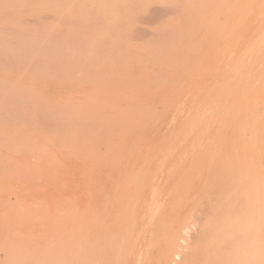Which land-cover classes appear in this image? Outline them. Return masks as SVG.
<instances>
[{
  "label": "bare ground",
  "instance_id": "6f19581e",
  "mask_svg": "<svg viewBox=\"0 0 264 264\" xmlns=\"http://www.w3.org/2000/svg\"><path fill=\"white\" fill-rule=\"evenodd\" d=\"M25 1L22 0L21 2ZM25 6L31 15H43L44 12L51 13L56 18L57 24L59 23L58 26L63 25L67 30L70 28L69 31L75 33L74 37L75 35L78 36L80 32L79 34L84 38L81 30H85L83 32L87 34L84 35L86 41L78 37L84 43L92 40L95 45L92 46L94 48L88 46L89 44H82L84 45L82 46V42L79 43L77 37L75 39L73 37V40L66 39L73 41L71 43H64L60 39L66 36L61 37L60 35L66 33L61 34L60 32L59 38L56 36L57 34H51L48 24L42 21L37 23L32 17L31 19L27 18L30 34L26 31L28 28L21 27L23 32L25 30V33L30 35L27 40L24 39V35L17 38L19 30L16 29V26L10 25L9 27L12 26L13 30H17L13 31L18 33L17 36V33L11 35L16 37L17 40L14 39V41L17 42L19 39L21 41V38L23 42L29 41V44L24 43L29 45V56L26 60L27 68L29 66L27 72L34 74L35 78L36 70L33 67L43 65L44 70L40 69L37 73H44L42 78L45 77L47 80L51 77L53 83H58L57 80L63 79L60 72L65 71L63 72L65 75L62 76L66 79L73 67H75L73 70L80 71L77 64L76 66L72 62L69 64L68 56L74 61L77 59H74L75 56L80 55L77 56L78 60L81 57L80 65L85 63V56L86 58L91 57L88 54L95 57L90 58L89 63L91 65L94 64L93 61H96L97 57L99 60L94 65L96 66V73L100 74L99 76H85L84 74L85 77L82 75L83 78L80 76L75 78L71 75V80L70 78L68 80L72 81L73 79V81L80 82L84 79L85 82H80L84 84L92 83L94 80L95 83L105 84V88L111 90L113 86L110 85L111 88H108L106 85L108 86L113 78H108V76L118 77L117 73L120 72L119 74L124 77V82H119L121 80L118 82L120 89H123L124 96L121 95L123 93L121 91H119L121 92L119 95L121 102L122 100L124 103L126 101L129 112L122 114L123 117L121 118L120 110L123 109L121 107L122 109L116 111L120 114L118 116L113 114V116L122 120L125 128L129 127L130 124L136 126L133 132L137 131L136 139L132 145L128 143L130 147L126 149L125 154L120 157H116L114 154L111 161L117 165L116 168L121 167L118 166L121 163L123 165L127 163L125 171H119L120 173L118 172L116 177L113 176V170L108 171L109 173L104 177V180L94 177L90 185L96 192L109 187L111 189V185L114 191L109 189L108 194L94 193L91 195L90 205L88 204L89 207L86 212L76 216L74 235L91 237L89 249L85 248L89 250L90 256L87 257L83 251L84 248L80 249L81 241L77 245L83 251V258H85L82 259L84 260L82 261L83 264L89 260V257L90 261L86 264H129L131 258L132 264H264V0H27L22 8ZM27 8L25 9L27 10ZM12 11L14 10L12 9ZM91 12L95 13L91 15L94 17L88 16ZM30 14L28 13V15ZM41 15L39 16L42 17ZM45 16H49V14ZM45 16L43 19L46 18ZM20 18L22 20V17ZM115 21H118L116 23L119 24L118 26L114 25ZM22 23L24 22L22 21ZM75 23L78 26H75ZM47 32L51 34V40L44 37L45 35L48 37ZM10 38L8 41L11 40ZM78 43L82 48L77 47ZM13 45L18 44L13 43ZM25 45L13 47L15 49L19 47L18 51H20L22 46L23 49L28 47ZM86 45L88 46L86 48L92 50L89 51L84 48ZM15 49H13V53H16L17 50L15 51ZM23 49L21 50L22 53L26 54ZM118 52H120V58ZM115 55L122 65L117 63V59L112 60V57H109ZM107 56L111 61L110 59L108 61ZM15 59H13L14 62H16ZM21 59L20 61L24 60ZM103 60L111 63L114 61L115 65H120L118 67L122 71L114 69L116 72L114 71L115 74H112L110 71L113 69H107L104 72L103 70L109 66L104 68ZM18 62L15 63V66ZM18 65L23 67L22 65L25 64ZM69 65L72 68H69ZM54 66L60 72L56 68L55 71ZM81 67V71L82 69L86 71L85 73L89 71L88 74H93L96 71L93 72L94 68L88 66H86L87 70L84 68L85 66ZM51 68L55 72L50 70ZM61 69L63 70L61 71ZM32 70L35 71L32 72ZM47 71L50 75L57 73L58 79L52 76L46 77L45 72ZM96 73L95 75H97ZM74 74L78 75L77 73ZM101 74L106 78L99 79ZM170 74L173 76L169 81V96L159 100V104L151 109L148 102L142 99V95L147 90L153 93L154 90L158 91L157 88L159 89L161 83L166 80L165 75ZM89 76L94 77L90 78ZM60 81V84L64 83L62 80ZM94 82L93 84H95ZM117 88L119 90V87ZM101 89L96 90L100 91ZM111 93L116 94L111 90L107 96L112 95ZM103 95L105 93H102ZM95 96L97 95L95 94L94 98ZM31 98L33 99V97ZM97 99L99 100L101 97L98 96ZM41 102L43 103V101ZM112 102L109 103L111 109L107 106L110 112L114 108H120V105L114 107ZM29 104L32 105L33 103L29 102ZM102 104L106 103L102 101ZM23 105L28 107L27 104ZM172 106L175 107V113L171 118V122L174 123L173 130L160 139L158 145L155 144L153 147L148 145L145 152L140 155L141 146L139 144L143 130L151 122L156 120L158 122ZM36 107L39 109V107L45 106ZM49 107L51 109L54 106ZM55 107L59 110L56 105ZM54 108L51 110L54 111ZM59 108L61 110L60 106ZM32 109L36 110L35 107ZM76 109L78 110V108ZM41 110L45 111L46 108ZM42 111L34 112L39 115ZM53 111L51 112L53 114L49 111L41 113L43 115H39V117L44 116V119L42 118L44 125L45 120L50 117L52 119L53 115L54 121L57 119L56 117L59 118L57 121L63 119V124L59 122L60 127L63 126L61 128L57 126L56 129H59V133L55 132V125L59 124L57 121H55L56 123L51 121L53 122L51 123L50 120H46L48 125L46 123L47 127H44L49 129L50 135L52 133L57 135L56 138L55 135L53 136L57 144L61 143L62 145L66 139L67 141L62 145L64 147L71 137L72 129L69 130V127L72 123L68 122L73 118V114L69 110L71 113L69 117H71L65 115L62 118L63 112L58 116L57 111ZM63 111L65 112L66 109ZM88 113L90 112L88 111ZM97 113L94 112L95 115ZM26 114L32 115V111L26 110ZM85 114L83 113V115ZM91 115H87V118L89 119ZM95 115L90 117L93 121ZM106 115L105 113L104 116ZM66 117L69 121L64 123ZM96 117L94 122L90 121L91 126H94V128L91 127L92 129L90 125L85 127V124H90V122L88 119H86V123L83 122L84 116H76L74 117L76 119H72V122L77 125L79 118V121L83 118V121L79 123H82L88 130L87 133L85 129L82 130L84 127L78 124V136H75L79 137L80 133L82 135L80 136L81 139L80 137L76 139L78 144L76 140H73V144L76 142L75 144L82 147L81 145L87 142L88 137L92 136L91 134L99 128L97 125L99 121ZM35 118L34 115L33 121H30L35 123L37 119H40L37 122L38 127L35 128L34 125L33 127L35 130L38 129L36 133L41 135L38 136L39 139L41 137L44 139L47 130L46 132L44 130L45 133L42 132L43 126H40L43 124L41 123L42 120ZM32 122H30L31 125ZM108 122H110V118L105 124H111L112 128L118 131L120 127L116 124L117 121L115 125L118 128L113 122ZM93 123L96 124L93 125ZM51 124H54V127ZM65 124L69 125V127L67 125L69 135L65 134ZM105 124L99 129L103 127L105 129L107 126ZM95 126L98 128L96 129ZM28 128L30 127L28 126ZM169 128L171 127L169 126ZM89 129L91 131L96 130L91 133ZM50 130H54V132H50ZM61 130L64 133H61ZM81 130L82 132H79ZM96 132L97 138L95 137L94 141L88 140V143H94L96 140L102 142L101 138L104 133L103 138L110 137L107 130H102L103 133ZM118 132L115 133L118 134ZM58 135L62 137V140L65 135L66 137L62 141ZM47 137L50 138V136ZM57 138L60 142L56 140ZM39 139H35L39 143L35 144L37 141L34 142L35 152L41 149L43 143ZM49 142L53 143L51 140ZM53 144L48 145L53 149L56 146ZM101 144L92 147L95 148L93 152L97 151L99 147H104ZM30 146L29 149L31 150L33 147L30 148ZM47 147L49 148V146ZM49 149H45L47 152L43 149L41 151L50 154L52 149L51 152ZM62 149L60 150L65 152L64 148ZM68 149L66 153L71 154V148ZM74 149L76 150L77 147H73L72 152L82 151L79 149L75 151ZM35 152H33L34 156ZM43 153L39 154L38 157L42 159ZM57 153H59L58 150ZM109 153L112 152L109 151ZM92 154L96 155V153ZM31 156H33L32 153ZM44 156L46 157V155ZM74 156L78 158V155ZM63 157L65 156L63 155ZM77 158L76 160L79 159ZM102 158L104 157L96 159L97 164L103 162ZM46 160L48 161V159ZM91 160L94 159L89 156V162ZM43 161L45 162L44 157ZM44 162L43 164L49 165V163ZM55 162L52 165L50 161V164L56 166L57 162L54 165ZM60 163L63 164V162ZM62 164L61 166H63ZM68 169L70 168L68 167ZM144 191H148L146 196ZM139 206L144 208L140 214L137 211ZM85 240L87 241V239ZM80 250L78 256L81 259L82 251Z\"/></svg>",
  "mask_w": 264,
  "mask_h": 264
},
{
  "label": "rangeland",
  "instance_id": "374dc122",
  "mask_svg": "<svg viewBox=\"0 0 264 264\" xmlns=\"http://www.w3.org/2000/svg\"><path fill=\"white\" fill-rule=\"evenodd\" d=\"M15 1L16 0H0V264H78V263L81 264V262L84 261L82 259H85V258H83L84 257L83 251H84V253H86L87 257L90 256V253L88 254V252H89L88 247H89V243H90L89 240L91 237L88 235H74V222H75L76 216L78 214L83 215L86 212V209L89 207L88 204L90 205L89 201L91 200V195H93L94 193L108 194L110 191H112V192L114 191V190H112L113 189L112 185H111V189L109 187L108 189H105V190L100 189L102 191H97V192L94 191L93 190L94 188H91L90 185H91L94 177H98V178L104 180V177H106V175L112 170L114 171L113 176H115V177L121 171H125V169L127 168V163H124L125 165H123V163L118 165V166L122 167V168L119 167L120 169L116 168L117 165H114L111 162L113 160V155L115 154L114 156H116V157L123 156L126 152V149H128V147H130L129 145H132L133 141L136 139L137 131L135 133H133L134 130L136 129V126L134 124H130L129 127L125 128L122 120H119V119H117V117L113 116V114L118 116V114H120V112H121L120 116L122 118L123 117L122 114L129 112V109L127 108L126 101H125V103H126L125 104L122 100V102H123V104H122L121 98H120L121 96L119 95V93L123 92V89L122 88L120 89L119 82H122L124 80V77H123V75L119 74L120 72L117 73L118 77H120V78L114 77V76H108V78H111V79L113 78L112 79L113 81L110 79L111 83L110 82L108 83V81H109L108 80L106 82V84L108 83V86L106 85V87H108V88H111V86L116 87L115 89L113 87H112L113 89L111 88L112 91L116 92V94L111 93L113 95V97H112V95L107 96V93H110L111 90L106 89L104 86L105 84L104 85L102 83L98 84V82H96L97 83V86H96V83L94 82V80H93V82L95 84H93V82L92 83L89 82V84L80 83V82H85V81H83L84 79L80 80V82L73 81V79H72V81H69L68 78H70V80H71L72 77H75V78H77L78 76L82 77V75L84 76V74H85V76L86 75H94V76L100 75V74L98 75L96 73L97 70L95 69V67H96L95 65L97 63L96 61L99 59L96 57L97 60L95 59L96 61H93L95 65L94 64L91 65V63H89V60H91L90 58L92 57V55L88 54L89 57L91 56L90 58H86V56L84 57L86 59V61H88V62L86 63V61H84V58H82L83 59L82 61H84L85 63L83 62L84 64H81V65L79 62L81 60V57L78 60V57L80 55L79 56L77 55L78 57L75 56L74 59L77 58L76 60H74L76 63L74 61H72L73 59H69V56L67 57L68 58L67 60H68L69 64L71 62L75 66L77 64V66L80 67V71L82 68L81 66H85L84 67L85 69H86V66H88L92 69L94 68L93 72L96 70L95 73L97 75H95V73L88 74L89 71H88V73H85L86 71L85 70L83 71V69H82L83 72L82 71L80 72L79 70L75 71V70H73V69H75V67L72 68L71 65H69V68H72L70 70L74 73H77L78 75L70 72L72 74L69 73L68 76H66V79H64L65 77H63L62 75L63 74L65 75V73H63L65 71H62L63 69H61L62 72H60V70H58V68H56L54 66L53 68L54 69L56 68L61 73V77L63 79L60 78V80H62L64 83L60 84L59 83V82H61L60 80H57V81H59L58 83H56V82L53 83L54 81H51L50 76L56 77L58 79L59 75H57V73L54 75H50V73H48V71H47V72H45V76L46 77L49 76L50 78L47 80L45 77L42 78L44 76L43 75L44 73L41 74L40 71H39L40 72L39 74L37 73V71L40 69L44 70V68L42 67L43 65H42V66H40L41 68L39 66L33 67V69L36 70V71L34 70L36 72L35 78H34V74H31V72H27L29 70L28 69L29 66H28V68L26 66V60L29 56V45H25V44H29L28 43L29 41L23 42L22 38H21V41H20V39L17 42L14 41V39L15 40H17V39H16V37H12V36H13V34L15 35L17 32L14 33L13 31L19 30L18 31L19 35H18V33L16 34V36L18 35L17 38H19V36H21V35L22 36L24 35V39L27 40V37L30 36L29 35L30 33L28 31L29 30V28H28V21L29 20H27V18L31 19V17H32V19H35L36 20L35 22H37V23L39 21H42L43 23L48 24L50 26V29H51V31H50L51 34L52 33L57 34L56 36L59 38H60V36L61 37L66 36V37L60 39L64 43L73 42V41H67L66 39H68V40L72 39L73 40V37H74L73 35L75 33L74 34L71 33V31H69L71 29L69 28V30H67V28L64 27L63 25L58 26L59 23L57 24V22L55 21L56 18H54L52 16V14L49 12H47V13L44 12V13H42L43 15H41V14H32L31 15L26 6H25V8H27V10L25 8H22L26 4L27 0L25 2H21L22 0H20V1L17 0L18 2L17 1L15 2ZM18 4L19 5L21 4L23 6L21 7V5L19 6ZM12 9L14 11H12ZM23 10H24V12L21 13ZM8 11H10V12H8ZM28 13L30 15H28ZM48 14H49V16H45ZM50 14H51V16H50ZM92 14H95V13L91 12L90 15H88V16H91ZM39 15H41L42 17H40ZM24 16H27V17H24ZM43 16H45L46 18L43 19L44 18ZM15 17H17V18H15ZM20 17H22V20ZM91 17H94V16H91ZM95 17H97V15H95ZM1 18L2 19L4 18V19L2 20ZM11 19H13V20H11ZM18 20H19V22H18ZM52 20H54L55 22ZM20 21H21V23H20ZM22 21L25 24L27 23L26 24L27 26L24 23H22ZM114 23H115L114 24L115 26L119 25V24H116V23H118V21H115ZM10 25H12L13 27L16 26L17 30L15 28H14L15 30H13L12 26H11L12 29L9 28ZM76 25L77 24L75 23V26ZM51 26L54 28H52ZM7 27H8V29H7ZM21 27H25V29L28 28L26 31H28L29 34H26L25 30L23 32L22 31L23 28H21ZM62 28H63V30H62ZM64 28H66V29L64 30ZM20 29H21V31H20ZM10 31H11V33H10ZM58 31H59V33H58ZM83 31L85 32V30H81V33H83L82 36L85 38L84 35H87V34H84ZM60 32H61V34L62 33H66V34L60 35ZM68 33H69V36H68ZM79 33H78V36L80 38H82L81 34H79ZM91 33H89V34H91ZM46 34L47 35L49 34L48 37L46 35L44 37L47 38L48 40L49 39L51 40V38H52V37H50L51 34L49 32H47ZM9 35L12 38H10ZM70 35H72V36L70 37ZM78 36L75 35L74 39L77 37L78 38L77 41H79V43L82 42L81 45L82 44H89L88 46H90L91 48H94V47H92L94 45L92 40L87 41L88 43L87 42L84 43V41H82ZM8 38H10L12 41L10 39H9L10 41H8ZM84 38H82V39L85 40L86 38L85 39ZM63 39H65V40H63ZM12 42L14 44L15 43L18 44L19 47L22 44L25 45L26 47L27 46L28 47L26 48L24 46L26 49H23V46H22L20 48V51H18L19 47L17 49L14 48L18 45H13ZM19 42L20 43L22 42V44L20 45ZM41 42H44V41H41ZM79 43H78L77 47L79 46L78 48L80 49L84 45L81 46V45H79ZM11 45H13L14 47ZM88 46L86 45L84 48H86ZM108 48H110V47H108ZM13 49H15V51L17 50L18 52L16 51V53L15 52L13 53V51H14ZM22 49L24 50V53L26 51V54L22 53V51H21ZM86 49H88V48H86ZM88 50L91 51L92 49H88ZM93 52H95V51L93 50ZM118 53H119L118 56L120 58V52H118ZM109 55H111V54H109ZM115 56H109V57H112V60L117 59V63L122 65V63L121 62L119 63V61H118L119 58H117V56L115 58ZM14 57L15 58L17 57V58L15 59ZM109 57H108V61L110 59ZM19 58L20 59L22 58L24 60L20 61ZM13 59H15L16 62H18V60H19V62H22L25 65H22L23 67H20L21 65L19 66L18 64H22V63L18 62L17 66L20 67V68H18L17 66H15L16 62H14ZM77 60H78V62H77ZM110 61H111V59H110ZM87 64H89V65H87ZM102 64H104V68H105V66H109L108 68H105L103 70L104 72L107 69H109V70L113 69V71H110V72H112V74L115 71L114 69H117L118 71H122V69H119L120 65H115L114 61L111 63V62H107V61L103 60ZM112 66L115 68H113ZM16 69H18V70H16ZM23 69H26V71H23ZM54 69L51 68L50 70L55 72L56 69H55V71H54ZM123 69H124V67H123ZM34 71L32 70V72H34ZM90 72H92V71L90 70ZM60 73H58V74H60ZM101 73H103V72H101ZM51 74H53V73L51 72ZM112 74L110 73V75H112ZM71 75H72V77H71ZM104 75H107V74H104ZM104 75H102L103 77L102 76L99 77V79L100 78H106V76H104ZM94 76H89V77L91 78ZM172 76L173 75H171V74L165 75L166 80L161 83V85L159 86V89L157 88L158 91L154 90L155 92L153 93V92H150V90L149 91L147 90V92H145L142 95V99L144 101L148 102V105L150 106L151 109H154L159 104V100H161L164 97L169 96V94H170L169 81L172 79ZM37 77H38V79H36ZM56 78H54V79H56ZM90 78H89V80H91ZM96 79L99 80L98 78H96ZM86 80H88V78ZM103 80H105V79H103ZM118 80H121V81L118 82ZM166 81H168V82L166 83ZM102 82H104V81H102ZM114 82H115L116 86L114 85ZM167 84H168V86H167ZM77 85H79V86H77ZM101 85H103V86H101ZM121 85H123V84H121ZM89 86H90V89H89ZM117 87H119V90ZM100 88H102L101 89V90H103L102 92H101V90L100 91L96 90V89L99 90ZM119 91H121V92H119ZM117 92H118V94H117ZM23 93H25L26 96ZM82 93H84V94L82 95ZM93 93H94V95L95 94L97 95V96H95V98H94ZM99 93H101V94H99ZM102 93H105V95L102 96ZM68 94H69V97H68ZM121 95L124 96V92ZM29 96L33 97V99ZM98 96L101 97V99H99L100 101L97 99ZM118 96H119V98H118ZM103 97H104V99H102ZM116 97L118 98V100ZM107 98H109L110 100L109 99L107 100ZM111 98H114V99L112 100ZM81 99H83V100H81ZM35 101H36V103H35ZM37 101L38 102L40 101V102L38 103ZM41 101H43V103L44 102L45 103L43 104ZM102 101L105 102L106 104H102ZM107 101H109V102H107ZM111 101H113L112 103L114 104L113 105L114 107H115V105H117V106L120 105V108H118V107L114 108V110L112 109L113 111L110 112L111 107H109V105H110L109 103ZM29 102L30 103L32 102L33 104L30 105ZM155 102H157V103H155ZM23 104H27L31 110L27 109L28 107L26 105H25L26 106L25 107ZM54 104L57 106V108L59 110L56 109ZM88 104H89V106H88ZM41 105L45 106V107H39V109L36 107V106H41ZM123 105L126 106L125 110H124L125 106L123 107ZM49 106L55 107V108L54 107L53 108H54V111H57V113L55 112L57 115L60 113L62 114V112H63V116H61L62 118H64L65 115L66 116L68 115V117H69V115H71V113L73 114L72 115L73 120L76 119V118H74L76 116L77 117H83L84 116V119H85L84 121H83V118H81L82 119L81 121H79L80 118H79L78 122L76 121L77 125L80 124L83 127H84V125H82V123H79V122H82V121L85 122L86 119H88L87 117L89 115L92 114L94 116L95 115L94 112H98L95 115V117L97 116L96 118L99 121V122H97L98 123L97 125H99V128H101L103 126V124H105L107 121H109V118H110V122H108V123L113 122L115 125V122L117 121L116 124L120 127L118 129L119 132L117 130L113 129L111 124L110 125L105 124V126L107 125L105 129H104V127L102 129H99L98 126H95V128L96 129L98 128V129L97 130L93 129L94 131L96 130L98 132L100 131V133H103L102 130H105V131L107 130L109 132L108 136H110V137H107V139L103 138L105 136V133H104L101 140H102V142H105V143H102L100 141L98 142V140H96L95 142H98L97 144L102 143L104 147H99V148H97V151L93 152L95 150V148L93 149L92 147H97V144H95V142L94 143H88V140L94 141L97 138V136H96L97 132L96 131L94 132L93 130L91 131L89 129V131H91V133L92 132H94V133L91 134L92 136L88 137L87 142L86 143L84 142L85 144L81 145L82 147H79L80 145H77L78 141L76 139H78L82 134L80 133L79 137H76V136H78V134H77L78 130H79V129H77L78 126L76 125L75 122H72V119H70V121H69L68 117H66L65 118L66 121H64V123L69 121L68 123H70V124L72 123L71 126H74V127L71 128V126L69 127L68 124H65V126H66L65 131L67 132V133L65 132V134L69 135L68 131H67V129H68L67 125L70 128L69 130H71V129L72 130L74 129V130L73 131L71 130V132H70L71 137L69 136L70 138L68 141L70 144L67 142L66 146L63 147L62 145H64L67 140L65 139V142H63L64 144L62 143V145H61V143L57 144L53 139V136L55 135V133H52L50 135L48 133L49 129L48 130L45 129V127H47V125H48V122H47L48 120H50L49 122H51V121L55 122V121H57V119H59L55 115V117L57 119L55 121L53 120L54 115L53 116L51 115V114H53V113H51L53 111L51 109H53V108L50 109ZM59 106L61 107V110H60ZM32 107L33 108L35 107L36 110L32 109ZM79 107H82L83 109L82 108L80 109ZM40 108L41 109L46 108V110L42 111ZM74 108L75 109L78 108V110L77 109L75 110ZM62 109L63 110L66 109V111L68 110L67 113H65L66 111L64 112ZM120 109H122V110H120ZM26 110L29 112L32 111V115L28 116V114H26ZM69 110H71L70 111L71 113H69ZM119 110H120V112L117 113L116 111H119ZM34 111H36V112L42 111L41 113H44V112L46 113V111H49L51 113V114L50 113L49 114L53 118L50 119L51 118L50 117L48 120L45 118L47 121L45 120V125H44V122H43L44 116L39 117V115H43V114L40 113L39 115H37V113H39V112L36 113ZM88 111L90 113H88ZM79 112L82 114H80ZM83 113H86L88 116L86 114L83 115ZM99 113H100V115H99ZM102 113L104 115L106 113L107 115L102 116L101 115ZM174 113H175V107L172 106L165 112V114L160 118V120L158 122H157V120L154 122H151L148 125V127H146L145 130H143L142 139H141L140 144H139L141 146L140 155H142L145 152L146 147H148V145H152V147L155 146V144L158 145L160 139H162L165 135H168L171 132V130H173L172 126H174V123L171 122V118L173 117ZM29 114H31V113H29ZM34 115L36 118H41V120H42L41 123H43V124L40 125V126H43L42 132H44V130L46 132V130H47V132L45 134L46 136L42 133L44 135V139H42V137L39 139V137L41 135L40 134L38 135V133H36V131L38 129H36V130L34 129V127L35 128L38 127L37 122H38V120H40V119H37V122H35V123L32 122L34 119ZM92 115L90 116L91 118H92ZM90 117H89L90 120L88 119V121L92 122L93 119H91ZM95 117H93L94 121H95ZM26 118H28L29 120ZM98 118H100L101 120L103 119L102 120V121H104L103 124H102V121ZM30 120H32V121H30ZM29 121L32 122L33 124L31 125V123ZM62 121H63V119H61V121H57V123L61 122V124H63ZM53 122H51V123H53ZM91 122H90V124L85 122L86 123L85 127L90 125V128L91 127L94 128V126H91L92 125ZM27 123H30V124H27ZM46 123H47V125H46ZM73 123H75V124L73 125ZM113 123H112V125H113ZM54 124H51V126L54 127ZM95 124L93 123V125H95ZM101 124H102V126H101ZM33 125H34V127H33ZM28 126L30 128H28ZM57 126L60 127V123L58 125H55V132L59 133L60 132V131H58L59 129L56 130L58 128ZM81 126H80V128H81ZM169 126L171 128H169ZM85 127L82 128V130L85 129ZM115 127H117V126L115 125ZM49 128H51L50 125H49ZM28 129H29V133L31 135L28 133ZM32 129H34V131H32ZM39 129H42V128H39ZM110 129H111V131H109ZM62 130H64V129H62ZM62 130H61V133L62 132L64 133V131H62ZM82 130L79 132H82ZM114 130L116 133L118 132V134H116L115 132L112 133ZM87 131L88 130H86V132ZM34 132H35V134H37V136H35ZM50 132H54V130L53 131L50 130ZM39 133H41V132H39ZM94 134H95V136H94ZM132 134H134V135H132ZM60 135H64V134H60ZM47 136H50V138ZM56 137H57V135H55V138ZM59 137H61V136H59ZM65 137H66V135H65ZM65 137H63V140ZM34 138L37 140L39 139L40 142H43L42 143L43 145L40 143L41 144L40 148L43 149V151L45 149L48 150L50 148V145L53 143H54L53 144L54 146L56 145L55 147L57 149L55 147H53V149H52V147H51L49 149V151L52 149L51 150L52 153H50L51 152L50 151L49 152L50 154H46V152H47L46 150H45L46 152L43 153L41 151V149H38L37 152H35V149H36L35 144H37L39 142L37 140H35ZM49 139L51 140V142L53 141V143H50ZM58 139L59 138H57L56 140L58 141ZM80 139H81V137H80ZM45 140H46V142H45ZM60 140H62V137ZM60 140L58 142H60ZM73 140L74 141L76 140L77 144H75L76 143L75 142L74 143L75 145H74ZM27 141H29V142H27ZM35 141H37V142H35ZM81 141L83 142L84 140H81ZM34 142H35V144H34ZM47 142H49V143H47ZM110 142H114V143H110ZM128 143H129V145H128ZM48 144H50V145H48ZM80 144H82V143L80 142ZM111 144H113V145H111ZM58 145H59V147H58ZM29 146H30V148L31 147H33V148L30 150ZM47 146H49V148ZM72 146L74 148L77 147V149L82 150V151L77 152L76 151L77 149L76 150L74 149L77 153L72 152V149H73ZM110 146L112 148H108ZM68 147L71 148V150H70L71 154L66 153L67 152L66 150L68 149ZM37 148H38V146H37ZM62 148H64L65 152L62 151L63 150ZM87 148H89V150H87ZM60 149H62V150H60ZM32 150H34L33 152H35V156H34ZM57 150L59 153H57ZM109 151L112 153H109ZM103 152H105V153H103ZM117 152L119 154V155L117 154L118 156L116 155ZM31 153L34 157L31 156ZM42 153L44 155H46V157L44 155H42V159H41L38 156H40L39 154H42ZM64 153H66V154H64ZM87 153H89V154H87ZM92 153H96V155L95 154L93 155ZM60 154H61V156H60ZM101 154H102V156H101ZM63 155L65 157H63ZM74 155H78L79 159L77 158V156H74ZM54 156H56V157H54ZM89 156L92 157L95 161L91 160L89 162ZM43 157L45 158V162L49 163V165H46V163L43 161ZM96 157L97 158L98 157H104V158H102L103 162L100 161L101 163L97 164V161H96L97 158ZM76 158L78 160H76ZM46 159H48V161ZM50 161H51L52 165H53V162L56 161L57 164L55 162L54 165L56 164V166H58V168H56V166H52L50 164ZM67 161H69V162H67ZM43 162L45 164H43ZM60 162H63V164ZM61 164L63 166H61ZM47 166L48 167L51 166V168H48ZM52 167H54V168H52ZM68 167L71 170L68 169ZM45 168H48V169H45ZM88 169L91 171L89 172ZM86 172H87V174H86ZM109 189H110V191H109ZM147 194H148V191H144V195L146 196ZM89 197H90V199H89ZM91 203H92V201H91ZM143 209H144L143 207L139 206V208L137 210L138 213L139 214L142 213ZM80 238H83V239H80ZM85 239H87L88 242ZM79 241H81L80 242V245H81L80 249L81 248L82 249L88 248V249H85L87 252L85 250L82 251L78 248L77 245L79 244ZM79 250L82 251L81 252L82 258L81 259L79 258L80 256H78ZM89 261H90V257L86 263H88ZM83 263L84 262H82V264ZM129 264H132V258H131Z\"/></svg>",
  "mask_w": 264,
  "mask_h": 264
}]
</instances>
